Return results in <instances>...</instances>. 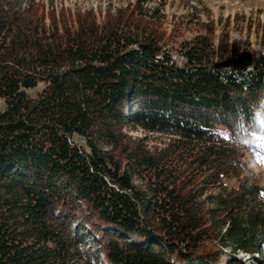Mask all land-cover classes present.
I'll return each mask as SVG.
<instances>
[{"label":"trees","instance_id":"trees-1","mask_svg":"<svg viewBox=\"0 0 264 264\" xmlns=\"http://www.w3.org/2000/svg\"><path fill=\"white\" fill-rule=\"evenodd\" d=\"M149 1L0 0V264H264V20L169 43Z\"/></svg>","mask_w":264,"mask_h":264},{"label":"rangeland","instance_id":"rangeland-1","mask_svg":"<svg viewBox=\"0 0 264 264\" xmlns=\"http://www.w3.org/2000/svg\"><path fill=\"white\" fill-rule=\"evenodd\" d=\"M40 2L46 6L45 11L54 10L56 16L62 14L63 17L68 16L73 20L75 14L84 12H94L101 18L105 14H113L118 9L131 5L134 0H40ZM145 6L158 8L157 17L162 20L161 29L169 43H179L210 31L217 36L224 29L242 27V36L246 38L249 46H254L255 34L252 24L264 20V0H165L164 3L153 0L147 2ZM3 107L0 99V110ZM133 135L145 134L138 132ZM250 163L256 171L259 170L254 161ZM235 257L245 262L250 261L245 253H238Z\"/></svg>","mask_w":264,"mask_h":264}]
</instances>
